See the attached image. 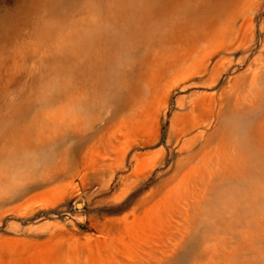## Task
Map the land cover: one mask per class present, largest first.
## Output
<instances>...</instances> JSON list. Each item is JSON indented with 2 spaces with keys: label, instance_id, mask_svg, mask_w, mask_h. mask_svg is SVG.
Segmentation results:
<instances>
[{
  "label": "rangeland",
  "instance_id": "rangeland-1",
  "mask_svg": "<svg viewBox=\"0 0 264 264\" xmlns=\"http://www.w3.org/2000/svg\"><path fill=\"white\" fill-rule=\"evenodd\" d=\"M0 264H264V0H0Z\"/></svg>",
  "mask_w": 264,
  "mask_h": 264
}]
</instances>
